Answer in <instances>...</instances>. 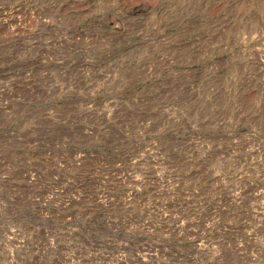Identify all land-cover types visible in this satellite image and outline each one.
Wrapping results in <instances>:
<instances>
[{"label": "rangeland", "instance_id": "1", "mask_svg": "<svg viewBox=\"0 0 264 264\" xmlns=\"http://www.w3.org/2000/svg\"><path fill=\"white\" fill-rule=\"evenodd\" d=\"M0 264H264V0H0Z\"/></svg>", "mask_w": 264, "mask_h": 264}]
</instances>
